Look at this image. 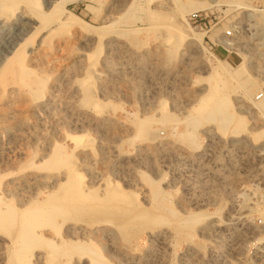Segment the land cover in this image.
<instances>
[{
	"label": "rangeland",
	"instance_id": "374dc122",
	"mask_svg": "<svg viewBox=\"0 0 264 264\" xmlns=\"http://www.w3.org/2000/svg\"><path fill=\"white\" fill-rule=\"evenodd\" d=\"M49 1L0 10V215L43 212L27 262L264 264V0Z\"/></svg>",
	"mask_w": 264,
	"mask_h": 264
},
{
	"label": "bare ground",
	"instance_id": "6f19581e",
	"mask_svg": "<svg viewBox=\"0 0 264 264\" xmlns=\"http://www.w3.org/2000/svg\"><path fill=\"white\" fill-rule=\"evenodd\" d=\"M17 1L18 0H5V2L3 3V5L0 7V10H2V11L5 10L6 11V10H10V9H15L14 6H15V3H17ZM45 1H47V3L50 2L49 0H45ZM37 2H38V0H37ZM38 6H39V4H38ZM27 25L32 26V22L29 19L24 20V26H27ZM226 98L227 97H223V96H221V97L218 96V97H213V98H210V97H205L204 98L203 97L202 100H201L200 105L198 106V111H200V112H208L210 110V108L208 109V106H210L211 108L214 107V109H218L219 106H220V104L222 103V101H225ZM220 123H221V127H222V125H224V122L221 121ZM39 205H40V203H39ZM56 210L57 211L58 210H61V212H62V210L64 211L63 208H59V207ZM9 211H11L9 216L7 214V216L4 217V216H2V213H1V215H0V226L2 225V223L9 222V220L12 221V222H14V223H17L18 224L17 230L15 231L16 232L15 233V236L13 238L14 239L13 240V242H14V249H13V255H12L13 263H15V264H29V262H27V260H26L27 257L25 256V253L26 252L27 253H31V247L29 246V241H30V239L32 237H35L37 235V233L30 234L31 232H29L30 231L29 229L31 228V230L33 231V229H32L33 226H31V225H34V223L32 222V224H31L30 221H26L25 220V217H27L28 220H29V218H34L35 219L34 222H36L37 221L36 220L37 218L38 219H41L39 217L43 214V212L41 210H38L37 209L36 211H34V210L33 211H26L27 212L26 214L24 212V214H22V216H18L17 210L12 209V210H9ZM4 213H6V212H4ZM7 213H9V212H7ZM22 217H23V219H22ZM53 217H56V216H53ZM99 262H101V261H99Z\"/></svg>",
	"mask_w": 264,
	"mask_h": 264
},
{
	"label": "built area",
	"instance_id": "2783aa9c",
	"mask_svg": "<svg viewBox=\"0 0 264 264\" xmlns=\"http://www.w3.org/2000/svg\"><path fill=\"white\" fill-rule=\"evenodd\" d=\"M233 36V32H232V30H227L226 31V34H225V37L226 38H230V37H232Z\"/></svg>",
	"mask_w": 264,
	"mask_h": 264
}]
</instances>
